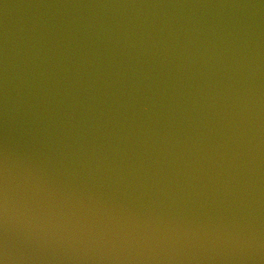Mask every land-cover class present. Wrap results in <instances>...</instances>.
Here are the masks:
<instances>
[{
    "label": "water",
    "instance_id": "obj_1",
    "mask_svg": "<svg viewBox=\"0 0 264 264\" xmlns=\"http://www.w3.org/2000/svg\"><path fill=\"white\" fill-rule=\"evenodd\" d=\"M0 264H264V0H0Z\"/></svg>",
    "mask_w": 264,
    "mask_h": 264
}]
</instances>
